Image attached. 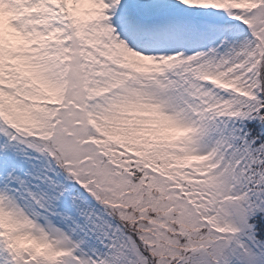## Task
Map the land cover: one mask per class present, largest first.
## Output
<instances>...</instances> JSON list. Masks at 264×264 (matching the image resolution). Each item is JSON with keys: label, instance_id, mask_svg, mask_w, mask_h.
<instances>
[{"label": "snow or ice", "instance_id": "6c2138e0", "mask_svg": "<svg viewBox=\"0 0 264 264\" xmlns=\"http://www.w3.org/2000/svg\"><path fill=\"white\" fill-rule=\"evenodd\" d=\"M0 264H264V0H0Z\"/></svg>", "mask_w": 264, "mask_h": 264}]
</instances>
